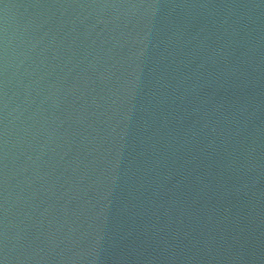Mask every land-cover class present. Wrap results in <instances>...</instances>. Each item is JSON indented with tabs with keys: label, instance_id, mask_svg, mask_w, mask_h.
Returning <instances> with one entry per match:
<instances>
[{
	"label": "water",
	"instance_id": "1",
	"mask_svg": "<svg viewBox=\"0 0 264 264\" xmlns=\"http://www.w3.org/2000/svg\"><path fill=\"white\" fill-rule=\"evenodd\" d=\"M0 264H264V0H0Z\"/></svg>",
	"mask_w": 264,
	"mask_h": 264
}]
</instances>
